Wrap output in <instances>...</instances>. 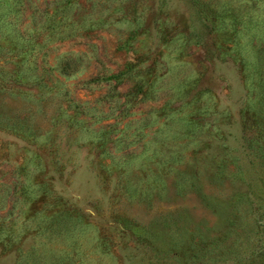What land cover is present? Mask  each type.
I'll use <instances>...</instances> for the list:
<instances>
[{"label": "rangeland", "instance_id": "rangeland-1", "mask_svg": "<svg viewBox=\"0 0 264 264\" xmlns=\"http://www.w3.org/2000/svg\"><path fill=\"white\" fill-rule=\"evenodd\" d=\"M0 264H264V0H0Z\"/></svg>", "mask_w": 264, "mask_h": 264}]
</instances>
